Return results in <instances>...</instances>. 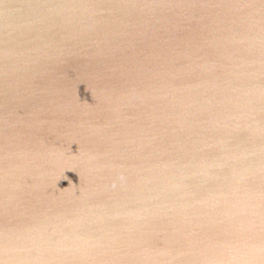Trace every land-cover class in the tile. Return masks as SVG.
<instances>
[{"label": "water", "instance_id": "1", "mask_svg": "<svg viewBox=\"0 0 264 264\" xmlns=\"http://www.w3.org/2000/svg\"><path fill=\"white\" fill-rule=\"evenodd\" d=\"M0 264H264V0H0Z\"/></svg>", "mask_w": 264, "mask_h": 264}]
</instances>
